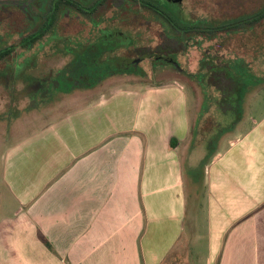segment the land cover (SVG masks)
<instances>
[{
    "label": "crops",
    "instance_id": "0c3cea01",
    "mask_svg": "<svg viewBox=\"0 0 264 264\" xmlns=\"http://www.w3.org/2000/svg\"><path fill=\"white\" fill-rule=\"evenodd\" d=\"M110 83L65 96L79 104L2 153L11 202L0 264H264V116L251 121L254 98L234 137L200 160L192 208L187 84Z\"/></svg>",
    "mask_w": 264,
    "mask_h": 264
},
{
    "label": "flooded vegetation",
    "instance_id": "af4514ba",
    "mask_svg": "<svg viewBox=\"0 0 264 264\" xmlns=\"http://www.w3.org/2000/svg\"><path fill=\"white\" fill-rule=\"evenodd\" d=\"M186 1L73 0L72 14L66 16H71L74 23L75 31L72 34L64 32L61 12L53 19L54 0L0 1V8L9 6L8 10H2L1 13L16 12L22 14L28 23L35 24L32 26L29 23L27 27L14 32L20 40L12 44H0V52L14 50L10 57L0 62V71L9 73L8 78L11 79L17 73V68L7 60L22 53L23 56L18 59L20 65L24 66L20 77L28 81L24 89V94L28 96L41 91L46 93L63 89L61 64L66 55L67 59L71 55L76 72L79 71L80 59H85L90 67V76L87 78L104 80L99 86L111 80L144 79L148 74L142 65L147 63L152 69L154 64L161 61L172 64L179 73L202 82L203 73L184 71L177 56L199 51L201 56L198 63L205 64L207 49L201 38L206 34H198L197 31L192 34L190 28L184 31L183 27L167 22V19L174 17L193 21L182 15ZM51 20H54V24H50ZM70 42L72 46L67 48ZM51 48L55 50L53 55L49 54ZM64 48H67L66 52ZM85 54L88 56L85 57ZM49 56L51 61L45 60ZM48 64H54L56 69H50ZM33 70H40V73H34L33 77L29 74Z\"/></svg>",
    "mask_w": 264,
    "mask_h": 264
},
{
    "label": "rangeland",
    "instance_id": "374dc122",
    "mask_svg": "<svg viewBox=\"0 0 264 264\" xmlns=\"http://www.w3.org/2000/svg\"><path fill=\"white\" fill-rule=\"evenodd\" d=\"M263 7L264 0H187L183 5L182 15L184 18H191L193 21L207 18L213 22H223L253 14ZM8 9L9 6H4L0 8V11H6ZM10 9L12 10L13 8ZM29 23L32 26L35 25L33 22ZM29 23L22 14L16 12L14 14L0 12V44L2 43V45H5L6 42L12 44L20 40L18 34L14 32L22 30L27 27ZM62 23L65 33L72 34L75 31L71 16L67 18L63 17ZM56 25H58V23L55 24V26ZM55 26L54 29L56 28ZM246 29L247 31L245 32L241 30L234 34H221L212 38L206 35L201 38L207 49L206 64H208V60L211 59L213 52H221L220 54H224L227 57L242 58L247 63H252V72L264 79V20L260 25L259 23L257 25H248ZM71 46L72 43L70 42L67 48H71ZM67 48H64L65 52ZM49 54H55V50L51 48ZM22 56L23 54L20 53L13 57V59L7 60L17 68V73L12 75L11 79L8 78L9 73L0 71V217L4 215L11 202L2 182V153L17 139L36 131L54 116L62 111H67L77 106V103L79 104L78 100H73L74 97L68 98V95L73 91L66 92L69 91V89L49 91L46 93L41 91L42 93L37 92L32 96L24 94V89L28 81L23 76L20 77V74L24 71V66L20 65L21 62L18 59ZM200 56L199 51H193L187 55L177 56V60L181 65V69L188 73H204L206 71V64L199 65ZM69 57L70 58L67 59V55L64 56L63 63L61 64L63 70L67 61L72 59L71 55ZM41 59L43 58L41 57ZM50 59L51 57L49 56L45 60L51 61ZM254 64H257V66L255 67ZM48 65L52 70L55 68V66H53L54 64ZM142 66L148 74V76H145L146 78L121 79L118 81L111 80V85L108 88H135L141 87L140 85L144 88L150 84L168 83L176 79L184 82L188 86L190 113L193 123L192 130H194V126L198 123L197 120L200 117L201 109L204 111V115L199 121L200 134L198 137L195 136L196 150L192 152V155H187L184 158L185 174L189 183L187 188L188 192L190 191V203L193 208L197 201L198 193L196 192H199L202 186L204 164L201 163L200 160L210 158L212 151L216 149L219 142L220 130L235 125L232 122L236 120L237 115H235L236 113L232 112L231 109H228L226 112L222 111L221 108L216 106L218 104L215 101L216 97L213 95L212 89L204 86V90H201L198 84L199 82L192 79L187 74L179 73L172 64L161 61L154 64V66L152 65V69L147 63ZM34 73L38 75L40 70L29 72V74L35 77ZM64 73H66V71H64ZM65 76L70 83L69 85L72 86L71 82L75 77L72 76L71 73ZM99 87L95 89L99 90ZM106 90L107 89L104 91ZM78 92H80L79 88L76 87L73 93L77 95ZM255 97H252L254 99L251 103V121L259 120L264 116V87L259 91L257 97ZM236 126L237 125L230 128V133L226 134L223 137L224 139H220V141L224 140L223 145H226L228 141L234 137ZM193 136V133H191V138H193ZM196 161L197 163H195Z\"/></svg>",
    "mask_w": 264,
    "mask_h": 264
},
{
    "label": "trees",
    "instance_id": "16d2710c",
    "mask_svg": "<svg viewBox=\"0 0 264 264\" xmlns=\"http://www.w3.org/2000/svg\"><path fill=\"white\" fill-rule=\"evenodd\" d=\"M148 2V1H146ZM150 3V2H149ZM54 7L52 12V17L55 18L61 12L63 17L72 14L73 0H54ZM54 20L50 24H54ZM264 20V7L253 14L242 16L237 19L223 21V22H213L210 19L204 18L196 21L187 22L184 19L173 18L167 19V22L170 24L178 25L183 27V30L191 29V33L195 34L196 31L198 34H206L208 37H216L217 35H229L238 33L239 31H247L248 25H257ZM12 51L8 50L0 52V62L5 58H8L12 55ZM221 52H213L211 59L208 60L206 64V71L203 73L204 82H199V87L201 90H204V86L212 89L213 95L216 97L215 101L219 108L222 111L226 112L228 109H231L232 112H235L237 115L236 120H233L232 123L237 125L247 114V107L249 101L252 98V95L257 94L264 87V79H262L258 74H254L251 70L252 63H247L242 58H230ZM88 55L85 54V57ZM255 67L257 64H254ZM75 65L73 61L66 63L63 70V89L68 90L66 92L74 91V89L79 88L80 92L93 91L92 89L98 87L104 80H89L87 77L90 76L89 64L85 59H80L79 71L74 70ZM99 69V67H97ZM66 71V73H64ZM71 71V72H70ZM71 73L75 78L73 79L72 86L66 79V74ZM200 76V75H199ZM202 76V75H201ZM74 88V89H72ZM206 90V89H205ZM72 91V93H73ZM65 92V93H66ZM71 94V93H70ZM217 109V108H215ZM204 111L201 109L200 117L198 122L202 119ZM200 124V123H199ZM199 124L196 123L194 128V135H198L200 132ZM235 125L229 128H222L219 133V144L220 139L230 133V128H233ZM176 140L172 141V145L175 146ZM218 145V144H217ZM217 149V147H216ZM216 149L212 151L210 160L215 154ZM48 246H50L48 244Z\"/></svg>",
    "mask_w": 264,
    "mask_h": 264
}]
</instances>
